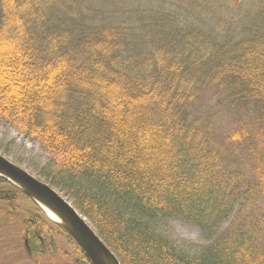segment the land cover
Wrapping results in <instances>:
<instances>
[{"label": "trees", "instance_id": "trees-1", "mask_svg": "<svg viewBox=\"0 0 264 264\" xmlns=\"http://www.w3.org/2000/svg\"><path fill=\"white\" fill-rule=\"evenodd\" d=\"M0 125L120 264H264V0H0ZM57 238L90 264L0 177V251Z\"/></svg>", "mask_w": 264, "mask_h": 264}, {"label": "water", "instance_id": "water-1", "mask_svg": "<svg viewBox=\"0 0 264 264\" xmlns=\"http://www.w3.org/2000/svg\"><path fill=\"white\" fill-rule=\"evenodd\" d=\"M0 177L31 198L46 217L59 226L90 264H120L94 227L55 187L0 155Z\"/></svg>", "mask_w": 264, "mask_h": 264}, {"label": "rangeland", "instance_id": "rangeland-1", "mask_svg": "<svg viewBox=\"0 0 264 264\" xmlns=\"http://www.w3.org/2000/svg\"><path fill=\"white\" fill-rule=\"evenodd\" d=\"M0 155L33 175H35L34 169L45 165L49 158L37 142L30 141L14 128L4 125H0ZM232 219L233 215L223 225L222 230L228 227ZM165 226L167 236L189 252H197L211 243L199 228L191 224L172 220L166 222ZM15 241L13 245L19 250L4 254L1 252L3 250L0 249V264H33V260L29 259L25 246L20 239ZM46 257L48 261L43 260L50 264H82L61 238H57L56 246L49 250ZM41 264L45 263L41 262Z\"/></svg>", "mask_w": 264, "mask_h": 264}]
</instances>
